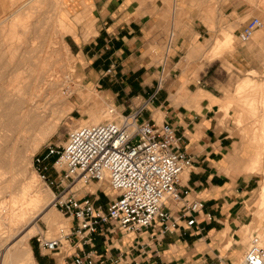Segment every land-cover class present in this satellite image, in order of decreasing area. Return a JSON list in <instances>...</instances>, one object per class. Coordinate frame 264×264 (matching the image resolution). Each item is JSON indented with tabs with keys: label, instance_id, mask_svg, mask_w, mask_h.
<instances>
[{
	"label": "crops",
	"instance_id": "obj_1",
	"mask_svg": "<svg viewBox=\"0 0 264 264\" xmlns=\"http://www.w3.org/2000/svg\"><path fill=\"white\" fill-rule=\"evenodd\" d=\"M4 1L0 0V14ZM67 8L71 20L64 45L82 59L78 71L87 89L101 94L116 114L145 105L139 120L171 124L181 137V148L192 156L178 185L189 194L179 202L166 203L177 228L164 232L163 225L155 222L152 227L125 232L105 223L92 243L78 252L92 251L94 264L236 262L246 249L240 243V230L247 224V201L256 181L247 171L233 111L225 112V97L217 93L223 86L210 71L220 61L197 72L194 65L183 64L191 31L168 32L172 6L167 0H70ZM235 11L241 17L249 14L247 8ZM203 48L199 47V53ZM253 57L251 50L237 46L225 55V61L233 71L249 75L262 70ZM78 195L105 209L114 192L96 182ZM194 199L203 207L192 213L186 200ZM74 223L68 219L69 227ZM225 236L232 240L228 247ZM28 246L35 264H74L71 248L64 253L62 249L48 252L38 242Z\"/></svg>",
	"mask_w": 264,
	"mask_h": 264
},
{
	"label": "rangeland",
	"instance_id": "obj_2",
	"mask_svg": "<svg viewBox=\"0 0 264 264\" xmlns=\"http://www.w3.org/2000/svg\"><path fill=\"white\" fill-rule=\"evenodd\" d=\"M18 1L21 2V0H5L3 3V10L0 14V23L2 22L0 24V64H3V66L2 64L0 65V87L5 88L3 90L7 89L6 93H8V89H13L14 85L16 86L19 84L17 78L21 75V70L15 68L13 65L14 60L17 61L24 55L23 51L25 49L29 55L33 57L38 54L43 55V52H46L45 55L47 58H50L49 60L52 61L55 59L56 61L54 68L56 70L57 80H59L57 81V89L58 93H60V98L57 97L54 99V101L57 100L60 102L57 103V101H55L53 102L54 104L52 107H49L50 110L48 111L47 119L51 120L54 118L57 110L62 106V104H64V102H70L74 105L73 110L60 119L56 131L47 135L45 138H42L37 143L35 138H33L38 135L35 132L31 135V137H28L29 139L27 138L26 141H19V143L13 145L12 143H14L19 130L12 131L10 129H6L0 123V206L7 202L11 203L12 199L21 200L24 195L22 187H24L27 183L31 186L33 185V188L31 187V189L36 190L37 188V191H39V194L43 198L34 208L36 212L41 210L43 207H51L54 211L51 217L54 221L56 220V223L45 222L40 216L35 219L34 225L36 224L37 233L27 241V244L29 242V245L31 246L34 243H37L38 237L50 239L57 236L59 228L68 227V218L53 206V191L42 184L33 170V156L42 150L43 146L47 143L62 144L65 141L66 133L69 130L85 125L83 121L90 120L93 116L97 115V112L102 117L99 122L113 119L114 116H110L108 113V109L112 107L110 103H108L101 94L94 90L87 89L84 85L82 74L78 71L79 64H82L83 61L80 57L71 53L69 49L67 50L64 45V42L66 43L64 37L70 32L67 27L71 20V15L68 19L69 9L67 8L68 1L70 0H41L29 3V7L22 11L23 15L20 16L18 20L19 22L23 20V23L30 25L31 28L33 27L31 29L32 31L28 35L30 41L24 46L25 49H23V47L19 48L18 44L20 38L23 39V32L20 27H18L19 29L16 28V33L14 34L10 35L8 33H4V31L9 28L10 22L13 18L12 10H14L13 7H16L19 4ZM167 1L169 5L172 6L168 32L170 29H173L176 35H185L191 31V45L188 54L186 55L187 61L183 64L194 65L197 72V70L201 69L205 65H210L213 61H220V63L216 65L214 62L210 71L216 79L220 81L219 84L223 86L219 91H217V93H220L225 97L227 103L225 106V112L229 110L233 111L234 125L239 133V140L243 148V153L247 156L248 160L247 171L252 172L251 174L254 176L256 181L255 189L250 194V198L247 201V209L249 212L247 224L240 230V234L242 236L240 243L245 249L248 246L250 236L252 234L258 235L260 228L264 226V217H258L257 215L259 210L258 197L264 183V140H262L264 135V97L260 94L253 96L250 92L239 94L236 92V85L244 78H250L258 85H262L264 82V0ZM59 3L61 6H59V9L57 10V15L60 20L56 21L52 12L55 11V6ZM237 8L240 10L247 8L249 14L245 17H241L235 11ZM31 12L33 17L31 16L29 18L27 15L31 14ZM9 17H11V19ZM253 17H257L261 20L262 27L255 31L250 40L244 42L240 39L239 34L248 20ZM74 20L77 22L81 21L78 17H75ZM34 29L37 34L39 31L49 40V45L43 46L45 51H43L44 49L42 50L41 47H38V40L34 37L36 32L33 33ZM216 37L218 38L217 43L211 46L206 44V42L210 40L213 41ZM5 38L6 40H4ZM6 45L8 46L7 48ZM194 45L196 47H193ZM203 45L204 48L202 52L199 53L198 49ZM237 46H244L245 49L251 50L255 63L261 65L262 70L258 72L253 71L249 75L233 71L231 65L225 61V55L231 54ZM191 48L193 52H191ZM6 69H8V71ZM57 69L60 71L58 72ZM196 75V73H193V77ZM9 77H11V79ZM9 80L11 81L9 82ZM5 86L9 88H6ZM58 106L59 108H57ZM52 108L55 111H53ZM27 140H29L30 143H27ZM34 144H36V146H34ZM85 187L86 186L81 187L79 189V193ZM31 189L29 190L31 191ZM29 190H26L25 193H30ZM0 217V264H2V251L4 249L2 245H7V242L11 243L10 241L12 240L8 241L7 239L15 229L7 230L6 228H13V226L10 225L8 220L4 219L3 215ZM231 242L232 240L225 236V247L230 246ZM62 250L64 253L69 252V247L66 242L64 243ZM238 260L239 259H237V261Z\"/></svg>",
	"mask_w": 264,
	"mask_h": 264
},
{
	"label": "built area",
	"instance_id": "obj_3",
	"mask_svg": "<svg viewBox=\"0 0 264 264\" xmlns=\"http://www.w3.org/2000/svg\"><path fill=\"white\" fill-rule=\"evenodd\" d=\"M260 27L261 20L251 18L240 39L250 40ZM144 108L142 105L134 112L115 116L117 111L111 107L108 112L113 119L73 128L62 144L47 143L33 156L34 172L53 191V206L75 222L72 227L59 228L53 238L38 237L39 247L57 252L66 242L74 264H94L93 252L80 254L78 248L91 244L105 223L125 232L149 228L155 222L163 225L164 232L177 228L166 203L179 202L189 194L178 185L181 174L192 164V156L181 148V137L171 124L139 120ZM92 182L114 192L105 209L78 195L81 187ZM77 183L81 186L76 187ZM186 202L192 213L203 207L195 199ZM228 264H264L260 237L252 234L239 262Z\"/></svg>",
	"mask_w": 264,
	"mask_h": 264
},
{
	"label": "bare ground",
	"instance_id": "obj_4",
	"mask_svg": "<svg viewBox=\"0 0 264 264\" xmlns=\"http://www.w3.org/2000/svg\"><path fill=\"white\" fill-rule=\"evenodd\" d=\"M32 1H41V0H21V2L18 1L19 2V4L17 3L18 5L15 4L17 6L13 7L14 8V10H12L13 11V13H12L13 18L10 22L9 28L4 31V33H8L11 35V34L16 33V28L20 27L22 29V32H23L22 33L23 39L20 38V40H19V37H18L19 42H18V40H17V42L19 44V48L23 47V49H25L24 46L26 44H28L30 41V38L28 37V35L32 31L31 29L33 27L31 28L30 25L23 23L24 22L23 20L20 22L18 20H19L20 16L23 15L22 11L27 9V7H29V3H31ZM59 6H61L60 3L55 6L56 9L54 12H52L56 21L60 20V18L57 15V10L59 9ZM7 12H9V11H7ZM27 16L30 18L32 16V12H31V14H28ZM11 17H9V18L11 19ZM25 17H23V18H25ZM4 24H5V22H4ZM35 32H36V30L34 29L33 33H35ZM34 37L36 40H38L37 41L38 47H41L42 50L44 49L43 51H45V48H43V46H47L50 43L49 40L47 39V37H44L41 34V32H39V31H38V34L36 32ZM38 38H40V39H38ZM221 38H222V36H221ZM4 40H6V38ZM217 41H218V38L216 37V38H214V40L211 43H209V45L211 46V45L217 43ZM31 43H32V41H31ZM222 43H224V42H222ZM15 45H16V43H15ZM7 47L8 46L6 45V48ZM23 53H24V55L21 56V58H19L17 61L14 60V65H13V66H15V68L21 70V75L17 78V80L19 81V84H17L18 83L17 82L16 83L17 85L16 86L14 85L15 87L13 86V89L11 88L12 90L8 89L9 90L8 93H6L7 89L3 90L5 88L0 87V123L6 129H10L12 131H16V130L18 131L19 130V133L16 136L14 143H12L13 145L19 143V141H21V142L24 140L26 141V139L28 137H31V135L35 132L38 134V135L35 134L37 136L33 137V138H35L36 143L39 142L42 138H45L47 135L54 133L56 131L58 125H59L60 119L64 115H66L67 113L71 112L73 110V107H74V105L72 103L64 102V104H62V106L60 108H59V106L57 107L59 109L56 112V116L54 118H52L51 120L47 119L48 111L50 110V108L54 104L53 102L57 101V100L54 101V99L57 97L60 98V96H59L60 93H58V89H57V83H58L57 81H59V80H57V74H56V70L54 68L56 65V61L53 58H52L53 59L52 61L49 60L50 58H47L45 55L46 52H43L44 53L43 55L40 53L41 55L38 54L37 56H34V57L30 56L26 49L23 51ZM16 56H18V55H16ZM13 58H12V62H13ZM4 60H5V58H4ZM2 66H3V64H2ZM56 68H58V67H56ZM6 70L8 71V69H6ZM59 71L60 70H58V72ZM14 77H16V76H14ZM9 78L11 79V77H9ZM61 78H60V80H61ZM10 81L11 80H9V82ZM12 84H11V86H12ZM6 86H7V84H6ZM6 88H9V87H6ZM236 92L239 94H244L246 92H250L253 94V96L260 94V95H262V97H264V82L262 85H258L256 82H254L250 78L241 79L236 85ZM59 98H58V100H59ZM58 102H60V101H57V103ZM53 108H52V110L55 111ZM114 115L116 116L117 114L115 113ZM101 118H102L101 115L98 114V112H97V115L93 116L90 120H84L83 122L85 125L97 124V123H101V122H99L101 120ZM1 129H3V128H1ZM262 140H264V135L262 137ZM28 142H29V140H27V143ZM31 143L33 144L32 141H31ZM34 146H36V144H34ZM24 156H25V154H24ZM1 160H3V159H1ZM0 163H1V161H0ZM18 164H19V162H18ZM16 166H17V164H16ZM31 187L33 188V185L31 186L30 184L26 183L24 185V187H22L23 191H24V195H23V198L21 200L12 199L11 203L7 202V203L3 204L2 206H0V216L3 215L4 219L8 220L10 222V225L13 226V228H6V229L7 230L15 229L14 232L12 231L13 233L11 235H9V238L7 239L8 241L12 240V241H10L11 243H8L6 241L7 245H2L4 248L2 251V257H3L2 264L3 263H8V264H35L33 261L31 252H30V248L27 244L28 239L37 232V227L35 226L36 224L34 225L35 219L38 216H40L45 222H48V223H54L56 221V220L54 221L51 217L53 212H54L51 207L50 208L43 207L41 210L36 212V210L34 208L38 205V203L43 198L39 194V191H37V188H36V190H34V189H31ZM29 189H31V191ZM26 190L30 191V193H27L28 195L25 193ZM21 191H22V189H21ZM258 208H259V210L257 212L258 217L259 216L264 217V183L261 187L260 195L258 197ZM258 236L260 237L261 244L264 247V226L262 228H260V232H259ZM240 258H241V256H240ZM240 258H239V260H240ZM239 260L237 262H239Z\"/></svg>",
	"mask_w": 264,
	"mask_h": 264
}]
</instances>
